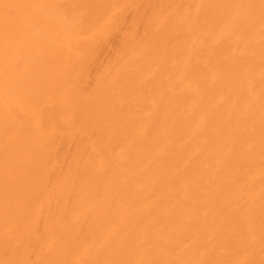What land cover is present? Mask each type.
I'll use <instances>...</instances> for the list:
<instances>
[{
	"label": "bare ground",
	"instance_id": "obj_1",
	"mask_svg": "<svg viewBox=\"0 0 264 264\" xmlns=\"http://www.w3.org/2000/svg\"><path fill=\"white\" fill-rule=\"evenodd\" d=\"M0 264H264V0H0Z\"/></svg>",
	"mask_w": 264,
	"mask_h": 264
}]
</instances>
